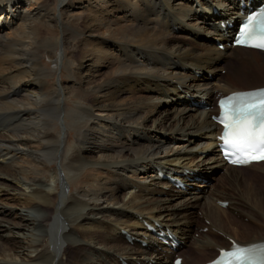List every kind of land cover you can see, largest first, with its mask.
<instances>
[{
	"label": "bare ground",
	"instance_id": "bare-ground-1",
	"mask_svg": "<svg viewBox=\"0 0 264 264\" xmlns=\"http://www.w3.org/2000/svg\"><path fill=\"white\" fill-rule=\"evenodd\" d=\"M55 2L0 0V264H173L187 247L216 249L194 264L211 262L232 243L191 244L197 210L228 240L220 216L241 213L239 199L214 182L234 176L236 189L245 187L240 199L250 200L246 178L264 180V162L232 167L216 150L217 97L264 87L245 82L264 72V53L230 46L233 29L222 23L237 24L264 0H200V8L193 0ZM219 4L230 10L214 12ZM226 68L230 81L218 74ZM203 97L206 106L191 104ZM168 232L181 242L177 251L158 235Z\"/></svg>",
	"mask_w": 264,
	"mask_h": 264
},
{
	"label": "rangeland",
	"instance_id": "rangeland-1",
	"mask_svg": "<svg viewBox=\"0 0 264 264\" xmlns=\"http://www.w3.org/2000/svg\"><path fill=\"white\" fill-rule=\"evenodd\" d=\"M58 0H56L57 2ZM171 3H173L175 0H169ZM194 1V5L195 7L197 8H200L201 7V3H200V0H193ZM55 2V3H56ZM59 5V4H58ZM58 5L56 6L57 9H58ZM220 5V6H219ZM217 5V7H215L219 12H224V9L227 10L229 9V4L225 5L224 7H221V4ZM54 8V7H53ZM201 13H204L202 11H200ZM199 12V13H200ZM196 16L194 18H198L200 16V14L198 12H196ZM189 14V13H188ZM191 18V17H190ZM177 34H181L180 32L176 31ZM176 34V33H175ZM178 34V35H179ZM186 35V34H185ZM190 39H196L195 37H192L191 35L188 36ZM197 42H200L201 40L200 39H196ZM185 46H187V41L184 42ZM223 44V43H222ZM220 48V47H219ZM223 52V51H222ZM224 53H226L227 55H229V51L226 50L224 51ZM259 58H262V57H259ZM48 64V62H46ZM44 64H45V60H44ZM49 66L52 67V65H50L49 63ZM251 69H248V68H245L244 69V72L249 75L252 76V74H254V72H251L250 71ZM64 74L66 75V72H64ZM222 78H225L227 80H231L229 78V69L226 68V69H223L221 70L219 73H218ZM207 75V77H209V79H213L214 75H211V74H205ZM204 75V76H205ZM203 74H198L197 75V78L198 79H201L202 77H204ZM55 81H59L60 80V75L57 74V76L55 77L54 79ZM245 82H248L249 84H261L264 82V72H260L259 71V75L257 74V77L256 78H249L247 79ZM237 83V87L241 88V87H246V85H242L244 83H241L239 81H236ZM241 83V84H240ZM69 99H67L66 101V104H67V107H72L73 106V102H72V99L70 102H68ZM68 103H70L71 105L68 106ZM214 104V103H213ZM61 128H63V125L62 123L60 124ZM0 130H2V128H0ZM185 140H188V137L185 139ZM132 140H130L131 142ZM199 149V147H198ZM197 149V150H198ZM195 150V152L197 151ZM217 150V149H216ZM196 153H198V155L200 157L203 156L202 159L206 160L205 159V154L203 155L202 152L200 151H197ZM201 154V155H200ZM208 154V153H207ZM210 155V154H209ZM197 156V155H196ZM198 157V156H197ZM257 173L260 174L257 170ZM223 175V176H222ZM261 175V174H260ZM219 176L221 177H225L227 179V177H230V176H227L226 177V172H221L219 173ZM216 177V175H215ZM244 178V177H242ZM236 178L233 176V177H230V179L228 178V182L229 183H225V182H214V184L219 187L220 189H223L224 190V193L226 194L225 198H229L230 199V195H232L233 197H236L237 199H239V205H238V208L240 210V214L239 212H236V214H233L232 210L228 211V214L229 215H221L220 217L222 218V221H224V228H225V231L229 234V236H231L232 238L230 239H235L237 241H241L243 239H248V238H254V237H263L264 236V180L262 181V183L260 181H256V180H250L248 178H246L248 181V183L251 185V188L254 189V195L255 196H251L252 198L254 199H251L250 200H244V199H240V195L244 193L245 191V187L243 186V188L241 189H236L237 187L239 188V185L237 183V181L235 180ZM202 181V179H199ZM235 180V181H234ZM53 181V180H52ZM52 181H48L47 183L49 185H52ZM252 184H251V182ZM203 183H206V181H202ZM236 182V183H235ZM239 182V181H238ZM201 183V182H199ZM220 183H224L223 185H220ZM240 183V182H239ZM49 189L51 190V187H49ZM178 190V188H177ZM237 190V191H236ZM242 190V191H241ZM244 190V191H243ZM124 192V191H123ZM234 192V193H233ZM236 193V194H235ZM234 194V195H233ZM238 196V197H237ZM160 197V196H159ZM162 197V196H161ZM242 200V201H240ZM258 200V201H257ZM260 200V201H259ZM4 202L5 201V197H0V203L1 202ZM248 201V202H247ZM2 202V203H3ZM10 203L9 204H14V202L11 203V201H9ZM259 202V203H258ZM5 203V202H4ZM246 203V204H244ZM248 203V204H247ZM251 203V204H250ZM258 203V204H257ZM263 205H262V204ZM242 205V206H241ZM262 206V207H260ZM263 208V209H262ZM18 210V211H17ZM14 214L17 215V213L19 214H25V212H22V211H19V209H16L14 208ZM206 211L205 210H202L200 212V209L197 210V214L194 216L195 219L197 220V223L194 224L192 230H191V236L193 237L192 238V242L191 244H195L198 240V242H203V244L205 245L207 242H208V238L207 237H213L214 240H216V244L220 245V246H227L230 241L227 239V236H225L226 234H224L223 232H221L219 229L217 228H214V230H210V225H211V221L208 220L209 219V216H206L204 215L203 213H205ZM211 212V211H210ZM230 212V213H229ZM207 214V212H206ZM14 215V216H15ZM208 215V214H207ZM229 218H228V217ZM205 225H209L208 227H205ZM245 226V227H242V226ZM209 228V229H208ZM210 232H209V231ZM236 230V232H235ZM213 234V235H212ZM237 235V236H236ZM82 235L79 234L78 236V239H81ZM235 238H234V237ZM124 243L126 241H123ZM207 246V244L205 245ZM185 250V251H184ZM182 252H180L178 254L179 257H182L183 260H184V257H189L191 256L192 259H186V261L188 262V264H194V263H202V262H205L207 261L208 259H210V257L212 258V256H215L216 253H217V250L216 249H213V251L211 250H207V252H210V253H206V254H201V253H198L196 252L195 253V250L193 251L192 249H189L187 247V249L185 248ZM83 254V253H82ZM81 254V255H82ZM88 264V263H87Z\"/></svg>",
	"mask_w": 264,
	"mask_h": 264
},
{
	"label": "snow or ice",
	"instance_id": "snow-or-ice-1",
	"mask_svg": "<svg viewBox=\"0 0 264 264\" xmlns=\"http://www.w3.org/2000/svg\"><path fill=\"white\" fill-rule=\"evenodd\" d=\"M256 17L253 16L249 25L241 29L240 40L248 41L254 38L251 24ZM254 47L264 49V36ZM250 94H240L232 97L231 103L226 107L225 119L222 121L225 132L221 139L225 147L230 148L236 154L251 155L253 159L259 154V159L264 160V119L257 126V114L264 118V100L259 104L250 102ZM251 249L237 248L235 251L222 254L218 264H253L249 253Z\"/></svg>",
	"mask_w": 264,
	"mask_h": 264
}]
</instances>
